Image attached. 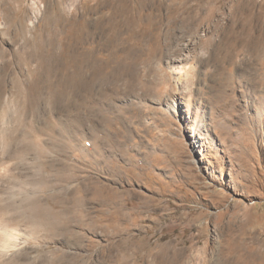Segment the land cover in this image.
Segmentation results:
<instances>
[{
    "label": "rangeland",
    "instance_id": "obj_1",
    "mask_svg": "<svg viewBox=\"0 0 264 264\" xmlns=\"http://www.w3.org/2000/svg\"><path fill=\"white\" fill-rule=\"evenodd\" d=\"M0 226V264H264V0H0Z\"/></svg>",
    "mask_w": 264,
    "mask_h": 264
},
{
    "label": "bare ground",
    "instance_id": "obj_2",
    "mask_svg": "<svg viewBox=\"0 0 264 264\" xmlns=\"http://www.w3.org/2000/svg\"><path fill=\"white\" fill-rule=\"evenodd\" d=\"M86 13H88V12H86ZM80 15L82 16L83 14L81 13ZM189 30L190 29H188V31ZM175 37H173L174 40H175ZM253 38L254 37L248 35V37H245L243 39H235V44L238 45V44L241 43L243 48H248L249 49L250 46H248V45L253 42ZM169 40H168V43H166L164 41L166 44L164 43L165 45H163V55H168V57H171V56L172 57H177L178 55H180L182 49L177 48V47H176V49L170 48L171 45H172V43L170 45ZM184 40H182L181 42H184ZM176 42H177V40H176ZM178 42H179V40H178ZM235 51L237 52V50H235ZM25 214H24V217L27 216ZM22 215H23V213H22ZM11 221H12L11 223L14 224L15 221L13 219ZM6 222H7V220H5V223H3V227L2 226H0V227L3 228V231L5 232V234L10 235V233L5 228V226H8V224ZM10 232H12V231H10ZM11 236H13V235H11ZM246 255L253 262H258L256 260L257 257L255 255H253L252 253H247V254L245 253V254H243L242 253V250L240 248H233V249H231V248H228V247H225V246H221L220 245V246H217V248L215 250H213V251H204V252H201V253H197L193 249V245L186 246V247H179L178 245L174 244L173 242L168 241V242H166L163 245H155L154 247H152L150 249V251H148V253L146 254V256L148 258L142 259V262H143L142 264H246V262L244 263L243 261H241V258L243 256H246ZM136 260L137 259H134L133 262L136 263ZM248 260L249 259H247V261ZM130 261H132V260H130ZM137 263H139V261Z\"/></svg>",
    "mask_w": 264,
    "mask_h": 264
}]
</instances>
